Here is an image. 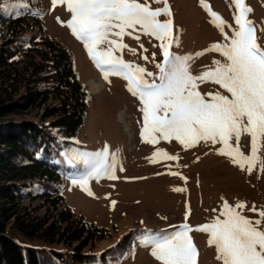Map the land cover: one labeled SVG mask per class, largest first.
Segmentation results:
<instances>
[{
	"label": "rangeland",
	"instance_id": "rangeland-1",
	"mask_svg": "<svg viewBox=\"0 0 264 264\" xmlns=\"http://www.w3.org/2000/svg\"><path fill=\"white\" fill-rule=\"evenodd\" d=\"M140 2L144 3L145 0ZM147 2L153 9L162 7L152 0ZM168 2L172 11L173 35L179 42L178 46L171 48L173 53L180 56L195 54L214 43L228 42L217 27L209 22L210 16L201 7L200 0ZM205 2L225 21L224 34L230 37L232 29L236 27L233 19L236 8L232 0ZM244 3L252 9L247 19L254 22L258 46L264 49V0H244ZM21 4L26 7H20ZM30 4L38 7V21L42 26L41 30L29 28L25 34L34 36L41 33L64 46L72 55L75 77L87 93L86 112L76 137V145L70 151H62L58 158V163L65 171L62 180L52 185L35 182V187L49 186L59 190L64 204L73 212L82 215L95 226L106 229L105 239L95 244L96 251L113 249L117 241L131 235L132 229L145 228L148 231L146 234L151 235L162 230L171 233L184 223L191 227L202 226L219 216L224 201L230 206H235L238 201L243 202L246 207L241 210L242 214L253 220L259 218L250 209L253 205L257 210L264 206V164L257 162L251 174L246 170L247 164L242 171L228 156L217 154L223 148L220 142L199 141L188 148L175 139H161L156 144L142 142L140 133L143 113L140 111L142 105L139 99L128 91L127 81L123 78L110 75L105 80L89 58L83 43L72 35L68 27L57 21L58 17L63 22L71 18L66 4L53 7L51 0H0V7L28 10ZM160 19L164 20L166 17L161 16ZM10 34L0 26L2 50L11 38ZM134 35H139V40L126 35L123 43L135 49V55L127 49L115 54L122 56L126 62L144 67L147 72L158 73L155 65L163 60L159 47L161 41L140 32ZM141 44L143 48L140 47ZM214 60H223L220 52L207 51L190 61L192 74H201L214 67ZM145 78L152 79L147 76ZM93 86H98L96 92H93ZM197 90L202 94H226L225 90L213 82L199 83ZM206 98L211 99L210 96ZM230 143L235 146V139L230 140ZM105 145L108 146L109 163H112L115 154L114 174L118 178L90 179L87 184L88 190L93 193L90 196L78 183L72 182L73 178L87 171L88 166L83 160L74 161L71 157L80 153L99 152ZM239 146L241 152L249 154L250 137L242 134ZM158 149L178 158L169 160L157 156V162H150L147 158L152 157ZM261 158L264 159V148L261 149ZM176 188L185 191H174ZM113 201L116 202L114 206ZM22 204L26 207L39 205L37 201H23ZM186 212H190L187 220ZM189 235L198 251L196 264H221L216 258L215 246L208 244V233L192 231ZM142 240L143 238L132 244L130 254L122 261L117 263L116 260H109L107 264H160L150 254L151 246L142 244ZM61 251L64 253L62 249ZM109 253L108 251L107 254Z\"/></svg>",
	"mask_w": 264,
	"mask_h": 264
},
{
	"label": "snow or ice",
	"instance_id": "snow-or-ice-1",
	"mask_svg": "<svg viewBox=\"0 0 264 264\" xmlns=\"http://www.w3.org/2000/svg\"><path fill=\"white\" fill-rule=\"evenodd\" d=\"M152 2L162 7L153 9L147 0L144 3L140 0H51L53 7L66 4L71 18L63 22L58 17L57 21L83 43L103 78L108 80L110 75L123 78L127 81L128 91L139 99L143 113L142 142L156 144L161 139H175L185 148L199 141L220 142L223 148L217 154L228 156L242 171L247 164L246 170L251 174L257 162L264 164L261 158L264 148V49L258 46L254 22L247 19L252 9L245 6L244 0H232L236 8L233 17L236 27L229 37L224 34L225 21L205 0H200L201 7L210 16L209 22L228 42L214 43L199 53L180 56L171 51L179 42L173 35L168 0ZM19 6L26 7L24 4ZM161 16L166 19L161 20ZM137 32L161 41L163 60L155 65L158 73L147 72L144 67L126 62L115 54L127 49L135 55L136 50L124 44L123 38L127 35L139 40V35H134ZM207 51L220 52L223 60H214V67L201 74H192L190 61ZM146 76L152 79H146ZM205 82L219 85L226 94H202L197 88L199 83ZM242 134L250 137L247 155L239 146ZM233 138L235 146L230 143ZM157 156L169 160L178 158L158 149L147 159L155 163ZM71 159L83 160L88 166V170L72 182L78 183L90 196L93 195L87 188L90 179L118 178L114 174L115 154L109 163L107 145L99 152L80 153ZM173 190L185 191L181 188ZM115 203L112 202L113 206ZM245 207L243 202L230 206L224 201L219 216L209 223L196 227L184 223L171 233L162 230L146 234L142 244L151 246L150 254L160 264H196L198 251L189 233L199 231L209 234L208 244L215 246L216 258L221 264H264V206L257 210L253 205L250 209L259 217L255 220L242 214ZM189 214L186 212L185 220Z\"/></svg>",
	"mask_w": 264,
	"mask_h": 264
},
{
	"label": "trees",
	"instance_id": "trees-1",
	"mask_svg": "<svg viewBox=\"0 0 264 264\" xmlns=\"http://www.w3.org/2000/svg\"><path fill=\"white\" fill-rule=\"evenodd\" d=\"M37 8L0 7V26L11 33L0 48V264L118 263L145 228L96 251L106 229L73 212L59 190L35 187L62 180L58 158L76 145L87 103L71 53L41 33L25 34L41 30Z\"/></svg>",
	"mask_w": 264,
	"mask_h": 264
},
{
	"label": "bare ground",
	"instance_id": "bare-ground-1",
	"mask_svg": "<svg viewBox=\"0 0 264 264\" xmlns=\"http://www.w3.org/2000/svg\"><path fill=\"white\" fill-rule=\"evenodd\" d=\"M98 89V86H93V92H96Z\"/></svg>",
	"mask_w": 264,
	"mask_h": 264
}]
</instances>
